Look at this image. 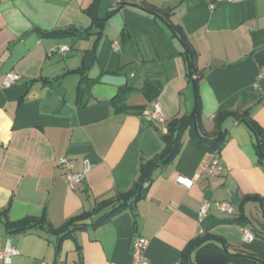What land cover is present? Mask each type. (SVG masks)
<instances>
[{
	"label": "crops",
	"instance_id": "crops-1",
	"mask_svg": "<svg viewBox=\"0 0 264 264\" xmlns=\"http://www.w3.org/2000/svg\"><path fill=\"white\" fill-rule=\"evenodd\" d=\"M212 1L98 0L101 28L86 12L95 0H0V246L9 243L19 252L9 264H128L137 235L148 240L151 264L181 262L199 234L264 259V160L253 133L236 116L245 113L264 130V0H222L209 8ZM135 4L173 8L170 21L192 51L198 130L209 140L223 134L216 153L225 170L206 172L215 151L198 146L187 129L180 152L154 172L133 209L61 237L51 229L129 190L140 165L161 150L165 124L194 107L195 82L180 44ZM34 26L40 34L31 32ZM68 27L91 33L75 39L57 32ZM60 45L68 50L58 52ZM88 51L94 58L86 68ZM9 71L19 80L4 86ZM105 73L126 76L137 90L100 82ZM154 101L163 123L143 116ZM61 157L71 160V172L88 166L75 189L68 187ZM179 177L192 179L191 187ZM228 189L240 204L221 212L214 202L231 201ZM204 197L210 206L198 221ZM27 216L41 227L5 229V220ZM243 227L254 239H242Z\"/></svg>",
	"mask_w": 264,
	"mask_h": 264
},
{
	"label": "trees",
	"instance_id": "trees-1",
	"mask_svg": "<svg viewBox=\"0 0 264 264\" xmlns=\"http://www.w3.org/2000/svg\"><path fill=\"white\" fill-rule=\"evenodd\" d=\"M97 1L98 0H95L93 5L89 7L86 12L92 18L93 24L95 26L101 27L99 22L101 19L97 17L95 11ZM134 6L140 7L147 13L152 14L155 18L157 17L164 24V26L167 27V29L170 31L171 37L175 38L180 44L182 48L180 54L188 62V76L193 82H195L197 78L193 77L195 73L192 68V51L181 29L170 21V14L173 8L169 7L166 9H157L136 4ZM114 10L115 9L109 12V14ZM90 30V28L77 29L75 27H68L66 29L58 30L57 32H59L61 36L74 37L75 39H84L91 33ZM91 53L92 58H94L92 51ZM122 68L123 67L121 66V70ZM194 88L195 102L191 114L173 118L165 124V128L160 135L162 141L161 150L140 165L139 176L129 190L118 194L115 199L99 202L91 211L83 212L80 215L74 216L68 219L59 228L51 230H55L56 233H61V237H63L70 235L77 228H83L88 224H91L94 227L99 226L109 221L112 216H115L126 209H133L134 202L138 200L144 193L145 188H143L142 184L146 181L150 182L153 178L154 172L172 162L180 152L182 136L187 129H189L193 141L198 146L218 152L224 140L223 134L220 133L218 137L209 140L199 133L198 117L200 103L197 94L196 82ZM124 90L125 92H131L133 90H137V87L133 85L132 82H127L124 85ZM236 116H238V118H240V120L244 122L253 133L255 137V148L260 158L264 160V130L252 119L246 118L245 113ZM105 208L108 209L105 212L99 214L101 210ZM4 214L5 210H0V218ZM94 214H97L98 217L92 220L90 223L85 221ZM41 225V221L32 216L23 217L16 221L5 220L4 222V227L7 231L16 233L24 232L35 227H41ZM192 251H194L193 259L190 257V253H192ZM194 262L196 264H264V259L247 252L230 251L225 243L221 241V239L199 234L187 245L181 254L182 264H194Z\"/></svg>",
	"mask_w": 264,
	"mask_h": 264
},
{
	"label": "built area",
	"instance_id": "built-area-1",
	"mask_svg": "<svg viewBox=\"0 0 264 264\" xmlns=\"http://www.w3.org/2000/svg\"><path fill=\"white\" fill-rule=\"evenodd\" d=\"M217 1L222 0H214L209 2V8H214ZM114 49H120V45L117 41L113 42ZM58 52L63 53L64 51L68 50L67 45H60L57 48ZM261 74H264V70L261 71ZM19 80V75L16 72L9 71L5 74L3 79L4 86H10L16 83ZM143 116L149 121H156L159 123L164 122V116L162 113L161 105L159 102H153V109L152 111L143 112ZM59 163L66 169L64 176L68 187L71 189H75L77 184L82 180L83 173L86 172L87 165H85L83 172H71L70 169L72 167V162L67 157H61L59 159ZM206 172L210 175H216L220 172L225 170V167L219 161V154L214 153L213 158L210 163L205 168ZM179 181L186 187H191L193 180L186 178V177H179ZM143 188H146L149 185V182H144ZM215 206L221 212H232L233 211V203L230 200H222V201H215ZM210 206V201L207 197H204L200 203L199 211H198V221H202V219L207 215ZM201 230L199 231V233ZM254 233L247 227H243L242 229V239L245 241H249L254 239ZM148 240L147 238L137 235L132 239L131 248H130V255L131 260L128 264H151L150 261L145 256V249L147 247ZM19 252L18 250L10 245L9 243L5 244L4 246H0V264H9L10 257L13 255H17ZM116 264V263H110ZM174 264H182L181 262H176Z\"/></svg>",
	"mask_w": 264,
	"mask_h": 264
},
{
	"label": "water",
	"instance_id": "water-1",
	"mask_svg": "<svg viewBox=\"0 0 264 264\" xmlns=\"http://www.w3.org/2000/svg\"><path fill=\"white\" fill-rule=\"evenodd\" d=\"M31 32H34L36 34H40L41 28L34 26L31 29ZM128 36L129 33H128ZM92 63V53L88 51L86 53V56L84 58V66L86 68H89ZM100 82L106 83V84H111V85H116V86H121L126 83V76L123 75H117V74H110V73H105L99 78ZM157 128V127H155ZM228 192L230 194V199L233 204H238L239 203V198L237 197L235 191L233 189H228Z\"/></svg>",
	"mask_w": 264,
	"mask_h": 264
}]
</instances>
